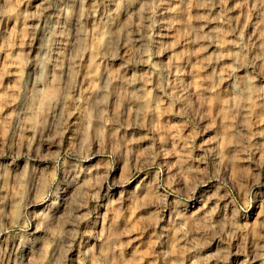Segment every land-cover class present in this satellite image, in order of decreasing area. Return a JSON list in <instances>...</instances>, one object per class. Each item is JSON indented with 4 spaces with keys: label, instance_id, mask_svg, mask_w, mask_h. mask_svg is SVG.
<instances>
[{
    "label": "rangeland",
    "instance_id": "obj_1",
    "mask_svg": "<svg viewBox=\"0 0 264 264\" xmlns=\"http://www.w3.org/2000/svg\"><path fill=\"white\" fill-rule=\"evenodd\" d=\"M69 1L60 71H42L27 93L32 49L48 38L40 28L51 33L56 18L40 0H0V264H264V0H216L217 46L206 56L202 0H168L161 15L167 0H148L156 13L148 59L136 70L145 82L137 102L123 90L114 101L101 92L111 82L100 77L99 56L115 49V38L104 41V17L84 22L86 56L64 70L82 4ZM157 15L175 43L160 69ZM185 33L190 45L178 42ZM123 62H109L108 78ZM17 101L27 109L15 127ZM65 189L62 205L79 207L64 231L70 239L58 221Z\"/></svg>",
    "mask_w": 264,
    "mask_h": 264
},
{
    "label": "bare ground",
    "instance_id": "obj_2",
    "mask_svg": "<svg viewBox=\"0 0 264 264\" xmlns=\"http://www.w3.org/2000/svg\"><path fill=\"white\" fill-rule=\"evenodd\" d=\"M48 1L49 0H40L39 3L43 6L44 10L48 11L49 15H52V20H53V15L56 19L54 20L53 28L50 30V31H52L51 33L49 32V29L46 26V24H43L42 28H40V29H42V34H43L42 36H44L46 34V36L48 35L49 39L46 37L44 39H43V37H41V38L39 37L38 40H36L35 46L32 49V51H34L33 64L28 67L29 69H28L27 74H26V80L24 79L25 80L24 82H26V84H25L26 85V91L25 92H27V93L32 92V90L34 88H36V86H38V84L40 85V82H42V81H40L39 75L41 74L42 71H44L43 73H45L46 78L48 76H49V78H51L50 76L54 75L56 73L55 71L58 70L57 69V65H58L57 63L59 62V59L61 60V58H59L60 57L59 54L61 51H59V50L61 48V45L63 44V38L65 37L63 35V33H64L63 32V30H64L63 25L64 24H62V20H64L65 17L67 16V13H66L67 2L70 3L71 1H69V0H58V3L55 6H52V8H50L51 2H50V4L48 3L49 5L47 4ZM75 1H77L78 3L79 2L82 3V4H80L82 6L81 7H79L80 5L77 6L80 9H78L76 7L77 11L73 16V20L71 19L72 20V23L70 26L71 32H70L69 37L67 38L68 42L66 43V46L68 47L69 53L67 51V60L64 61V63H65V69L64 70H66L67 73L70 72L74 66L77 67V65H79L80 58H82L83 56H86V51H85V48L83 47V44H82V39L84 37L85 23L87 22V24H90V22L97 15H99L100 17H104V19L106 18V22H105V20H104V22L107 23L106 24L107 33L105 32L104 41L107 44L108 42L112 41L115 38V49L113 50L112 53H104V51H103L102 55L99 56L101 61L104 63L103 67L99 73L100 77H103L106 80L108 79L111 82V87H110L111 89H108V90L103 89L101 92H102V94H104V93L108 94L110 99L112 101H114L119 96L120 91L123 90L126 92L127 97L131 102H137L139 99L138 95L143 90V84L145 82L143 83L141 81L143 79L139 76V74L137 73L136 70L139 68L138 65L143 64L142 62H143V59H145V57L148 59L146 54L149 52H148V50L146 51L145 47H147V46H145V45L147 43L146 41L149 40L148 39V34H149L148 32H149V30L152 29V27L150 29V26H151L150 20H151L152 14L154 15L153 12H155V10L153 9V7H151L149 5L148 0H102L104 2H101V0H100V2H98V0H80V1L75 0ZM176 1L180 2V0H176ZM73 2H72V4H73ZM219 2L216 0H202L200 3V7H198L199 9L203 10L202 12H204L203 16L200 17V20L198 21V22H200L199 24H200L201 28L203 29L202 34H201L200 39H199V43H198V45L200 44L199 47H200V52H201L202 56H206L205 53H207L208 51L212 50V48L217 46L216 45L217 44L216 38L218 35V33H217L218 31L215 28V24L221 18V17L219 18V15L217 14L218 8L221 6L220 5L221 3H219ZM169 6H170V4H169L168 0L163 1L162 3L159 2L158 7L161 10L159 12L160 15L163 12H166V13H167V11L169 12L171 10ZM173 10H174V12H171V13L177 12V8L173 9ZM220 10H222V9H219V11ZM45 16H47V15H45ZM158 16L159 15H157V17ZM223 16H224V13H223ZM223 16H222V18H223ZM37 19H38V17H37ZM163 19L161 16L160 18L158 17L157 20H155V21L152 20V21H154L153 23H155V24H153L155 26L154 29H156L155 32H157L155 34L158 38V40H156V44L159 47L158 51L155 52L154 55H152V56L157 59L156 65H157V67L159 66V69L163 67V65H164L163 62H165V61L162 62V59L168 58L171 51L175 47V45H174L175 43L174 44H171V43L167 44V41L173 37V33L171 34L170 24H168V22L165 21L166 19L165 20H163ZM40 20L41 19H39V21ZM36 22H37V20H36ZM42 22H44V21H42ZM155 32L153 31V33H155ZM39 33L41 35V32H39ZM40 35H38V36H40ZM178 40H179V37H178ZM178 42H183L184 44L190 45L193 42V40L190 38L189 35H187L185 33V34H183V36L180 38V40ZM178 42H177V45L179 44ZM151 45H153V44L151 43ZM154 48H155V46H154ZM150 52H151V50H150ZM63 54H64V52H63ZM151 54H153V53H151ZM148 55H150V54H148ZM119 60L125 61V62H123L124 64L119 65V63H118L119 69L116 70V72L114 74H112V76H111L112 79L108 78L109 73L106 70L107 65H109V62L114 64L115 62H118ZM206 64H207V66L217 65L218 64V58L217 57L207 58ZM152 67H153V65H152ZM167 68H168V66H167ZM167 68H166V70H167ZM166 70H165V72H166ZM58 71H60V70H58ZM153 71L154 70H152V72ZM162 73H161V75H162ZM218 73H220V72H218ZM86 74L87 73H85V76H86ZM158 74H160V73H158ZM166 74H167V72H166ZM55 75H57V74H55ZM43 77H44V74H43L41 79H43ZM84 78L87 79V77H84ZM222 78L224 80V77H222ZM54 79H55V76L53 77V80ZM158 80H156V81H158ZM108 84H110V83H108ZM153 84H155V83H153ZM156 84H157V82H156ZM24 89H25V86H24ZM22 95H24V94H22ZM26 98H27V95H26ZM75 101H76V99H75ZM17 102H19V103H17L18 104L17 110L15 111L14 115H12V117H11L12 124L15 127H16V124L20 121V119H22V117H23L22 115L25 113V111L27 109L26 102H24V101H21V102L17 101ZM242 114H243V111H242V109H240L238 115L241 117ZM235 128H238V127H235ZM68 185H66V187H68ZM67 194H68V192L65 189V193L63 196H61L60 202L57 205V208L59 211L58 221L60 222V230L63 233L66 229L68 230L70 228V226L75 223L74 222L75 218H74V221H72L71 216L75 217L77 214L76 213L72 214L73 212L71 213V211H72L71 209L74 208L76 211H78V209H79L78 206L77 207H71V205H68V206L62 205V203L66 202V200H67L66 199V197L68 196ZM66 206L68 209L66 208ZM174 215H175L176 219H178V220H180L181 217L183 216L180 209H175ZM220 216L221 215L219 213H217V214L212 215V217L210 219L214 221V220H216V218H218ZM70 219H71V221H70ZM70 234L67 235V233H64L63 235H65L66 238H69V237L71 238L72 236H70ZM68 250H70V249H68ZM65 251L67 252V248L65 249ZM213 259H215L217 261L214 264H223L222 261L218 257L208 258L205 260H203V259L202 260L201 259L196 260V264H210V261H213ZM255 261H256V259L251 261L249 264H255Z\"/></svg>",
    "mask_w": 264,
    "mask_h": 264
}]
</instances>
